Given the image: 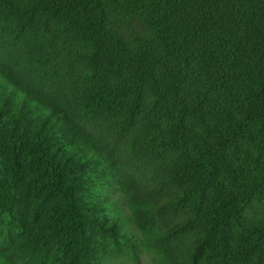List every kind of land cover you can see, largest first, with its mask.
Returning a JSON list of instances; mask_svg holds the SVG:
<instances>
[{
    "label": "trees",
    "instance_id": "1",
    "mask_svg": "<svg viewBox=\"0 0 264 264\" xmlns=\"http://www.w3.org/2000/svg\"><path fill=\"white\" fill-rule=\"evenodd\" d=\"M0 50V264H264V0H0Z\"/></svg>",
    "mask_w": 264,
    "mask_h": 264
},
{
    "label": "rangeland",
    "instance_id": "2",
    "mask_svg": "<svg viewBox=\"0 0 264 264\" xmlns=\"http://www.w3.org/2000/svg\"><path fill=\"white\" fill-rule=\"evenodd\" d=\"M1 51V50H0ZM0 63H2V60H0ZM76 123L81 125L88 133H90L99 143L100 145L109 150L115 157H117L121 163V166L127 176L131 177L130 179L133 182V185L138 186L137 189L140 191V194H143V198L147 199V201L154 202L159 197H164L167 194H169L170 188L165 186L163 187L161 181L160 175L157 173L158 171L154 170V167H151L149 165H143L139 161L134 160L129 154H128V146L120 141H115L111 138V136L106 133L105 131L98 128L96 125H94L92 122L87 121L80 117V115L75 114ZM233 153V160L238 162L239 157H241V153L239 150H232ZM163 178V175H162ZM167 218L171 219H181L180 213H170L169 215L165 216ZM149 221V220H148ZM144 222L147 221H139V224L142 225ZM194 234V233H193ZM184 242L187 239H190L193 237L191 232H184ZM164 246H167L168 248H172V240L167 239L162 240L161 242ZM173 252L174 249L172 248ZM183 250H179L178 253H176V258L181 257ZM141 257V264H153L151 262L150 257L147 255H140ZM133 264L130 262H122L116 261L115 264Z\"/></svg>",
    "mask_w": 264,
    "mask_h": 264
}]
</instances>
